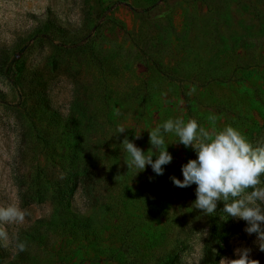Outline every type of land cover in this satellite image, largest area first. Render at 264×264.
<instances>
[{
  "label": "rangeland",
  "instance_id": "obj_1",
  "mask_svg": "<svg viewBox=\"0 0 264 264\" xmlns=\"http://www.w3.org/2000/svg\"><path fill=\"white\" fill-rule=\"evenodd\" d=\"M3 55L0 206L25 217L0 225V264H235L260 251L223 201L205 215L194 184L173 185L191 147L169 133L156 175L128 168L121 142L147 152L148 130L179 118L264 143V0H0Z\"/></svg>",
  "mask_w": 264,
  "mask_h": 264
},
{
  "label": "clouds",
  "instance_id": "obj_2",
  "mask_svg": "<svg viewBox=\"0 0 264 264\" xmlns=\"http://www.w3.org/2000/svg\"><path fill=\"white\" fill-rule=\"evenodd\" d=\"M214 119V117H210ZM119 128L118 133L124 132ZM149 131L147 152L142 151L127 137L121 142L127 153L128 168L137 172L145 170L146 165L156 175H163L164 165L172 161L167 150L166 136L171 133L176 139L172 143L191 147L195 159H189L181 165L183 179L175 175L170 177L173 185L180 188L195 187L196 199L192 203L205 215H213L217 202L223 201V213L227 218H236L246 222L244 231L255 234L259 249L264 251V187L261 176L264 175V143L254 146L238 129L231 125L210 135L194 119H166ZM139 135L136 134V138ZM153 149L155 151H153ZM155 156V159H153ZM251 189V191H246ZM25 212L15 205L0 206V225L19 223L24 220ZM9 239L7 231L0 227V243ZM19 251L25 249L23 242H17ZM235 264H257L248 259V250L239 253Z\"/></svg>",
  "mask_w": 264,
  "mask_h": 264
},
{
  "label": "trees",
  "instance_id": "obj_3",
  "mask_svg": "<svg viewBox=\"0 0 264 264\" xmlns=\"http://www.w3.org/2000/svg\"><path fill=\"white\" fill-rule=\"evenodd\" d=\"M52 25H54L51 21L47 20L45 21L44 23H41L38 27H36V33H41V32H44L45 30H48L49 28H52ZM56 29H58L56 27ZM5 64H6V60H5V57L3 55L2 59H1V62H0V69L3 71V72H7V68H5ZM262 180L264 181V175L261 176ZM70 180V179H69ZM68 182H74L73 181L74 179H72V181L70 180ZM68 182L67 183H64V187L61 189V198L62 200H68V198L70 197V194H71V186L74 185V183H72V185H68ZM41 221H36L35 223H40ZM33 230H37L36 229V226H34L32 228ZM215 230L213 228L212 230V234L214 235L215 234ZM17 242H23L20 238L17 240ZM24 243V242H23ZM26 255V250L24 249L23 251H19L17 249V252L15 253V259L17 258H20L22 256ZM206 256V255H205ZM168 258V257H167ZM252 261H256L257 264H263L264 263V251H259L255 257L252 259ZM127 264H132L131 262H128Z\"/></svg>",
  "mask_w": 264,
  "mask_h": 264
}]
</instances>
